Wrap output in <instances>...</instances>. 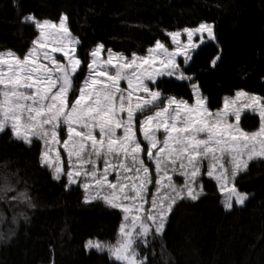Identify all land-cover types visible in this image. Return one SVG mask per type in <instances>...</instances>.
I'll list each match as a JSON object with an SVG mask.
<instances>
[{
	"label": "snow or ice",
	"instance_id": "obj_1",
	"mask_svg": "<svg viewBox=\"0 0 264 264\" xmlns=\"http://www.w3.org/2000/svg\"><path fill=\"white\" fill-rule=\"evenodd\" d=\"M68 19L64 12L57 21L25 14L21 22L37 33L30 46L22 55L0 50V133L30 147L38 141L37 162L54 180L65 189H82L85 203L102 200L120 211L115 242L90 238L86 251L106 252L109 264H153L154 245L163 239L170 214L179 203L201 198L204 175L224 194L226 210L246 204L250 193L239 190L235 180L251 161L264 159V97L235 93L245 100L241 107L259 116L253 130L242 126L235 99L230 103L225 97L215 109L207 103L188 68L204 34L216 40L214 22L162 29L171 46L157 38L143 54L128 56L97 42L85 60ZM221 58L218 52L212 66ZM165 77L186 83L190 96L161 89ZM4 181L0 198L15 202L10 208L35 207L26 187L18 189L7 173ZM16 222L14 214L11 223ZM14 235L10 226L0 239ZM160 248L167 264L164 244Z\"/></svg>",
	"mask_w": 264,
	"mask_h": 264
},
{
	"label": "trees",
	"instance_id": "obj_2",
	"mask_svg": "<svg viewBox=\"0 0 264 264\" xmlns=\"http://www.w3.org/2000/svg\"><path fill=\"white\" fill-rule=\"evenodd\" d=\"M61 12L80 40L82 58L97 42L128 56L143 54L157 38L168 43L162 29L214 22L215 43L201 44L188 68L207 103L218 108L237 90L264 97V0H0V50L22 55L30 46L37 33L21 22L25 14L57 21ZM218 52L222 58L213 67ZM163 80L165 92L190 96L186 83ZM250 120L256 123L243 115L242 126ZM38 148V141L30 147L0 133V185L7 173L10 183L27 188L35 204L10 208L15 202L0 198V233L6 235L10 226L15 230L0 239V264H109L106 252L86 251L84 244L90 238L114 242L122 214L101 200L85 203L76 185L65 189L39 166ZM202 180L201 198L179 203L170 214L163 239L154 245L153 264H164L161 244L167 264H264V160L251 161L235 180L239 190L250 193L244 206L226 210L215 181L207 175ZM148 255L152 258L151 249Z\"/></svg>",
	"mask_w": 264,
	"mask_h": 264
},
{
	"label": "rangeland",
	"instance_id": "obj_3",
	"mask_svg": "<svg viewBox=\"0 0 264 264\" xmlns=\"http://www.w3.org/2000/svg\"><path fill=\"white\" fill-rule=\"evenodd\" d=\"M204 36H205V39L203 40V42L201 44L208 43V42L215 43V40H209V39H207V33H205ZM181 39L186 40L187 39L186 35L182 34ZM194 39L195 40H199V35H197L196 37H194ZM201 44L198 45V48H199V46ZM166 46H169V47L171 46V40H170V38H168V43L166 44ZM78 53H79V51H78ZM56 55L59 56V58L61 60L63 59V57H62L61 54L57 53ZM80 57L82 58V56H80ZM82 59H85L86 60L87 57L86 58H82ZM182 59H183L182 57H178V60L182 61ZM84 68H85V71H86L87 70L86 69V64L84 65ZM165 78H167V77H165ZM172 79H175V78H172ZM122 86L126 87L127 85L122 82ZM235 93H236V91H234L231 95H227L225 97L229 98V102L230 103L232 102L233 99H235V104L233 106L234 107H240V110H241V118L243 117V115H247V116H250V117H254L256 119V123L254 122V120H250V121H248L246 123V128L244 127L246 130H253V129H255L259 125V116H258V114L255 113V111L253 109L241 107V105L245 102V100H244V98H236L235 97ZM225 97L223 98V100L221 102V105L219 107H221L223 105L224 100H225ZM233 119H234V117H233ZM60 151L63 152V149L61 148ZM64 159L66 160V155H65ZM204 170L206 171V162H205V168H204ZM153 174H154V169H153ZM110 178H114V174ZM178 179L180 180V182H182V178H178ZM150 187H152V185H150ZM219 193H220V191H219ZM220 195H221L222 203H223L224 194L220 193ZM147 207H150V202L147 205Z\"/></svg>",
	"mask_w": 264,
	"mask_h": 264
}]
</instances>
